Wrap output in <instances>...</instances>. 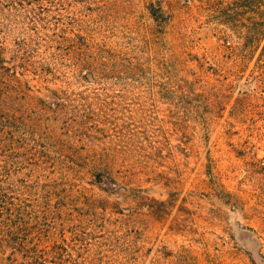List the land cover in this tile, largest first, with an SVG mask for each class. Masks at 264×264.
Returning a JSON list of instances; mask_svg holds the SVG:
<instances>
[{"label": "rangeland", "instance_id": "rangeland-1", "mask_svg": "<svg viewBox=\"0 0 264 264\" xmlns=\"http://www.w3.org/2000/svg\"><path fill=\"white\" fill-rule=\"evenodd\" d=\"M148 2L0 0L16 187L41 200L43 247L65 239L88 264H254L256 68L237 67L193 5L163 0L157 19Z\"/></svg>", "mask_w": 264, "mask_h": 264}, {"label": "trees", "instance_id": "trees-1", "mask_svg": "<svg viewBox=\"0 0 264 264\" xmlns=\"http://www.w3.org/2000/svg\"><path fill=\"white\" fill-rule=\"evenodd\" d=\"M177 1L204 12L201 16L214 26L229 59L239 68L253 61L257 81L264 88V0ZM162 3L163 0L148 2L149 11L157 19L165 15ZM4 63L0 56V264H88L85 257L75 256L76 250L65 239L54 245L53 251L43 247L47 222L44 220L47 219L42 222L39 215L36 203L41 200L37 195L31 198L30 194L16 187L19 169L15 164L21 163L12 160L15 156L10 151L13 150L17 127L16 116L11 112L13 82L18 78L16 71L10 74ZM47 200L43 202L47 204ZM49 222L53 225L52 220ZM51 225L47 227L51 228ZM251 258L254 264H261L260 259L264 260L260 253Z\"/></svg>", "mask_w": 264, "mask_h": 264}]
</instances>
